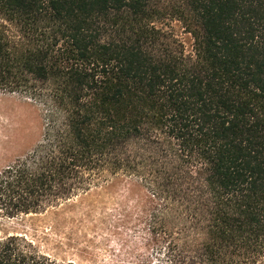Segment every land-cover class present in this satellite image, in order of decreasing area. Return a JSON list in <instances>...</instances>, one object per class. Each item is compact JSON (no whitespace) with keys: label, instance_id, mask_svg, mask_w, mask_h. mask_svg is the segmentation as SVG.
<instances>
[{"label":"trees","instance_id":"trees-1","mask_svg":"<svg viewBox=\"0 0 264 264\" xmlns=\"http://www.w3.org/2000/svg\"><path fill=\"white\" fill-rule=\"evenodd\" d=\"M0 94V264H63L5 223L73 201L106 264H264V0H0Z\"/></svg>","mask_w":264,"mask_h":264},{"label":"rangeland","instance_id":"rangeland-1","mask_svg":"<svg viewBox=\"0 0 264 264\" xmlns=\"http://www.w3.org/2000/svg\"><path fill=\"white\" fill-rule=\"evenodd\" d=\"M41 133L37 107L18 96L0 94V170L28 153ZM73 201L5 223V229L32 242L57 263L106 264L109 255L95 237L100 208Z\"/></svg>","mask_w":264,"mask_h":264}]
</instances>
